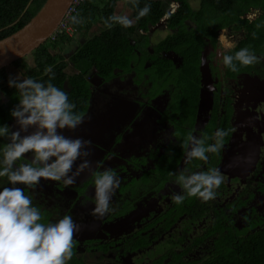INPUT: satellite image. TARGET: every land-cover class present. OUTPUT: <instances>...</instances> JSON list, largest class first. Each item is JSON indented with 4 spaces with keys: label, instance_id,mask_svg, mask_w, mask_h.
Returning <instances> with one entry per match:
<instances>
[{
    "label": "flooded vegetation",
    "instance_id": "obj_1",
    "mask_svg": "<svg viewBox=\"0 0 264 264\" xmlns=\"http://www.w3.org/2000/svg\"><path fill=\"white\" fill-rule=\"evenodd\" d=\"M248 11L254 19L263 15L261 5H249ZM152 31L146 34L147 52L137 53L129 70L115 69L106 78L90 71L88 93L81 96L84 122L60 130L92 142V170L69 186L50 179H41L35 189L19 185L41 210L42 222L70 215L82 227L71 258L77 264H213L220 255L226 260L239 255L240 246L264 230V59L237 64L239 72L222 66L220 53L234 54L247 39L246 29L231 23L219 27L214 39L207 32L202 40L194 37L199 46L194 72L185 48L165 45L155 51L153 45L170 31ZM232 43L235 48L226 47ZM248 47L264 58L263 41ZM218 129L228 131L220 152L207 153V162H188V135L214 137ZM6 142L0 138V147ZM212 167L225 176L215 199L172 200L185 195L176 183L181 170ZM104 168L114 169L121 183L111 211L97 219L91 214L92 171ZM3 187H9L6 177H0Z\"/></svg>",
    "mask_w": 264,
    "mask_h": 264
},
{
    "label": "clouds",
    "instance_id": "obj_2",
    "mask_svg": "<svg viewBox=\"0 0 264 264\" xmlns=\"http://www.w3.org/2000/svg\"><path fill=\"white\" fill-rule=\"evenodd\" d=\"M150 10L151 6L146 4L139 9L136 19L146 16ZM69 19L72 24L84 22L79 13ZM104 23L108 28L115 23L130 27L134 21L126 15H113ZM252 35L255 37V33ZM226 47L235 48L236 45L232 43ZM220 57L222 66L232 72L240 71L237 64L248 67L264 59L250 47L234 54L221 52ZM204 62L202 59L201 63ZM45 73H52L51 67L46 68ZM8 85L19 91L20 99L10 110L14 126L0 125V138L7 141L0 147V177H6L11 185L0 188V264H68L74 255L75 234L80 226L70 215L55 222H42L41 210L33 205L32 197L16 185L35 189L41 179H50L69 186L82 172L92 170V161L88 159L92 142L65 136L60 131L77 128L84 122V114L76 112V105L69 100L67 92L50 81L45 84L32 78L10 76ZM227 135L228 131L219 129L214 137L189 134L184 144L187 161L207 162V153H219ZM207 139H215V143L206 144ZM29 153L30 159L27 158ZM92 175L95 207L91 214L100 219L111 211L112 197L121 178L112 168L92 171ZM224 181L225 176L215 167L197 172L181 170L176 183L185 195L174 194L172 200L180 204L187 196L207 202L215 199L216 190Z\"/></svg>",
    "mask_w": 264,
    "mask_h": 264
},
{
    "label": "trees",
    "instance_id": "obj_3",
    "mask_svg": "<svg viewBox=\"0 0 264 264\" xmlns=\"http://www.w3.org/2000/svg\"><path fill=\"white\" fill-rule=\"evenodd\" d=\"M45 0H0V39L11 34L27 23L39 10ZM118 0H79L74 11L67 17L68 23L75 29L74 33L88 34L92 25L97 22L102 25L99 33L78 42L72 52L64 57L62 47L73 42L74 36L67 32L49 37L44 43L28 55L15 60L10 65L23 73V78H32L47 84L49 81L66 91L69 100L76 105L75 111L81 113L83 101L81 96L88 93L87 77L90 71L102 78L110 76L115 69L129 70L135 62L137 53L147 52L149 36L142 31L150 30L167 12L160 1L126 0L131 9L134 21L132 26L124 27L118 23L108 28L104 21L114 15ZM176 10L170 13L166 20V29L170 31L163 41L153 45L155 51L162 50L165 45L175 49L185 48V61L190 70L197 71V53L195 47L201 35L208 33L214 39L217 29L221 26L235 23L236 27H244L247 39L241 42V48L250 44L264 42V0H175ZM193 2H197L194 6ZM150 5V12L136 19L139 9ZM249 5H261L263 15L254 19L249 13ZM79 13L82 24H72L69 17ZM259 25V27H257ZM73 33V34H74ZM255 33V37H253ZM197 36V40L194 38ZM182 41L181 45H176ZM259 44V43H258ZM65 50H68L65 48ZM147 56V54H146ZM26 59V60H25ZM72 71L68 68V63ZM163 63L162 60H159ZM0 69V125L9 124L12 116L10 110L19 102L20 93L14 87H9L10 75L5 68ZM51 67L52 73L46 74L45 69ZM54 74V78L52 77ZM76 96V98H74ZM232 252V251H231ZM230 252V253H231ZM230 255V254H229ZM68 264H77L68 261ZM213 264H264V230L251 235L244 245L240 246L239 255L231 254L230 260L218 258Z\"/></svg>",
    "mask_w": 264,
    "mask_h": 264
},
{
    "label": "water",
    "instance_id": "obj_4",
    "mask_svg": "<svg viewBox=\"0 0 264 264\" xmlns=\"http://www.w3.org/2000/svg\"><path fill=\"white\" fill-rule=\"evenodd\" d=\"M72 3L73 0H45L27 23L11 34L1 38L0 69L28 55L51 37L66 16ZM158 26H154L153 30ZM200 70L203 73L206 71L203 66ZM81 228L79 231H81Z\"/></svg>",
    "mask_w": 264,
    "mask_h": 264
},
{
    "label": "rangeland",
    "instance_id": "obj_5",
    "mask_svg": "<svg viewBox=\"0 0 264 264\" xmlns=\"http://www.w3.org/2000/svg\"><path fill=\"white\" fill-rule=\"evenodd\" d=\"M153 1H160L161 5L165 8H167V12L165 13V15L162 18H160V20L156 24L151 26L150 30L151 29L153 30L154 26L159 25L151 33H154L156 30H160L159 33H161L162 35H165V32L167 30L166 25H165V20L170 13H172L176 10V8L178 6V2L174 1V0H153ZM169 1H170V4H168ZM193 5L196 6L197 2H193ZM131 13H132L131 9L126 5V0H118L116 2L115 9H114V15H126V16L130 17ZM160 22H161V24H160ZM101 29H102V25L100 23L95 22L92 25V27L89 29L88 34H86V36H85V34H82V33H74L75 31H73L72 34L70 35V36H72V35L74 36L73 42L68 46L63 45V47H62L63 56L67 57L68 54L74 50V48L76 47L78 42H82L85 38H89V37L99 33L101 31ZM150 30H148V31L140 30V31L142 34H147V33L149 34ZM65 48L68 50H65ZM67 65H68V68H70L72 70V68L70 66V62ZM5 72L12 77H17L20 79L23 78V73L19 70L13 69L12 66L6 67ZM9 124L14 126V120L9 121ZM9 186H11V185L9 184ZM16 186L19 187V185H16Z\"/></svg>",
    "mask_w": 264,
    "mask_h": 264
},
{
    "label": "built area",
    "instance_id": "obj_6",
    "mask_svg": "<svg viewBox=\"0 0 264 264\" xmlns=\"http://www.w3.org/2000/svg\"><path fill=\"white\" fill-rule=\"evenodd\" d=\"M79 2V0H73L72 5L69 7L66 16L64 17V19L62 20V22L58 25L57 29L55 30L54 34L51 37H54L58 34H60L61 32H67L68 34H71L75 29L73 28V26H71L68 21H67V17L69 16V14L74 11L76 4Z\"/></svg>",
    "mask_w": 264,
    "mask_h": 264
},
{
    "label": "crops",
    "instance_id": "obj_7",
    "mask_svg": "<svg viewBox=\"0 0 264 264\" xmlns=\"http://www.w3.org/2000/svg\"><path fill=\"white\" fill-rule=\"evenodd\" d=\"M175 1V0H174ZM168 4H170V1H169V3Z\"/></svg>",
    "mask_w": 264,
    "mask_h": 264
}]
</instances>
